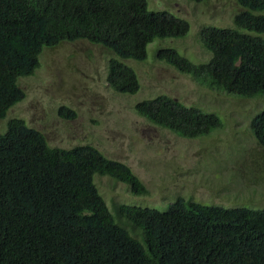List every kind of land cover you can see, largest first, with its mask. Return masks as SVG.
<instances>
[{"label":"trees","instance_id":"1","mask_svg":"<svg viewBox=\"0 0 264 264\" xmlns=\"http://www.w3.org/2000/svg\"><path fill=\"white\" fill-rule=\"evenodd\" d=\"M235 2L234 28L203 31L208 62L192 63L174 48L155 57L182 73L206 75L231 95L264 98V0ZM189 29L185 19L149 9L148 0H0V119L24 97L18 80L35 72L46 47L85 40L108 50L110 87L133 95L140 80L123 60H144L153 40ZM60 111L74 115L66 106ZM135 111L185 138L221 126L215 112L166 94L137 102ZM249 127L264 148V109ZM95 175L148 194L130 166L95 146L54 147L23 119L9 120L0 134V264H264V208L182 197L166 210L117 201L109 208Z\"/></svg>","mask_w":264,"mask_h":264},{"label":"rangeland","instance_id":"2","mask_svg":"<svg viewBox=\"0 0 264 264\" xmlns=\"http://www.w3.org/2000/svg\"><path fill=\"white\" fill-rule=\"evenodd\" d=\"M148 5L152 11L185 19L190 29L180 38L153 40L144 60H123L138 74L140 89L135 94L110 87L107 67L113 54L108 50L85 40L64 41L44 48L35 72L19 78L24 97L0 119V134L9 120L20 118L41 131L51 146L92 145L126 163L148 194L134 195L130 184L95 175L109 208L117 201L166 210L177 197L224 208H264V148L249 127L251 118L264 109V98L231 95L206 75L182 73L155 57L159 49L174 48L192 63L208 62L211 53L203 45V31L234 28L235 0H148ZM161 94L215 112L221 126L185 138L135 111L137 102ZM62 106L74 115L61 112Z\"/></svg>","mask_w":264,"mask_h":264}]
</instances>
